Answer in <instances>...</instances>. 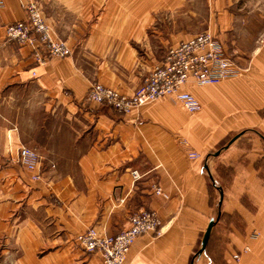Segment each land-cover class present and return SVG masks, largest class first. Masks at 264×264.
Segmentation results:
<instances>
[{
  "label": "crops",
  "instance_id": "crops-1",
  "mask_svg": "<svg viewBox=\"0 0 264 264\" xmlns=\"http://www.w3.org/2000/svg\"><path fill=\"white\" fill-rule=\"evenodd\" d=\"M0 1V264H102L78 234L117 235L139 209L161 236L137 238L126 264H264V15L250 0H35L71 52L44 64L5 39L27 0ZM202 32L243 72L187 88L198 113L163 99L128 116L87 102L93 83L131 95ZM19 147L38 154L40 180L15 163Z\"/></svg>",
  "mask_w": 264,
  "mask_h": 264
},
{
  "label": "built area",
  "instance_id": "built-area-1",
  "mask_svg": "<svg viewBox=\"0 0 264 264\" xmlns=\"http://www.w3.org/2000/svg\"><path fill=\"white\" fill-rule=\"evenodd\" d=\"M25 5V21L5 26V39L32 48L38 64H44L46 59L69 57V48L52 37L39 4L35 0H27ZM2 6L0 1V8ZM163 58L160 65L149 72L131 95L93 83L88 89L87 102L107 106L117 115L128 116L133 111L163 99L171 105H181L188 114H194L201 110V106L187 88L216 86L243 72L209 32H202L169 48ZM17 150L15 163L29 173L32 181L40 180L39 156L36 151L26 147ZM197 157L195 153L188 155L189 159ZM131 175L138 178L135 172ZM154 193L159 195L161 190L154 187ZM128 219V227L117 235L99 234L94 228L78 234L77 246L87 254H98L102 264H126L127 255L137 238L161 236V222L153 211L139 209Z\"/></svg>",
  "mask_w": 264,
  "mask_h": 264
},
{
  "label": "rangeland",
  "instance_id": "rangeland-1",
  "mask_svg": "<svg viewBox=\"0 0 264 264\" xmlns=\"http://www.w3.org/2000/svg\"><path fill=\"white\" fill-rule=\"evenodd\" d=\"M247 8H249L250 10H252V11H257L258 13H261L262 14V16L264 15V0H250V2H247V6H246ZM180 14H182V13H176V12H172V13H158V14H156L155 16H156V20H157V25H161V26H163V25H166L167 24V21H169V22H173L175 19H174V17L175 16H178V15H180ZM184 14V13H183ZM43 16V15H42ZM44 20H45V18H44ZM188 22H190V21H188ZM45 23L47 24V22H46V20H45ZM48 25V24H47ZM48 27H49V25H48ZM177 28H179V27H177V25H175L174 27H173V29H170V30H178ZM49 29H50V33L52 34V37L57 41V40H59V41H61V42H63L65 45H66V43L64 42V41H62L61 39H59L58 37L56 38L55 36H54V34L52 33V30H51V28L49 27ZM184 29V28H183ZM192 29H195V28H193V27H191V26H188V29L187 30H192ZM160 31H164L163 29H159ZM158 30V31H159ZM71 53V52H70ZM69 57H71V54H70V56ZM69 57H66V58H69ZM62 59H65V58H62ZM57 60V59H56ZM20 148V147H19ZM18 151V150H17ZM16 155V154H15Z\"/></svg>",
  "mask_w": 264,
  "mask_h": 264
},
{
  "label": "water",
  "instance_id": "water-1",
  "mask_svg": "<svg viewBox=\"0 0 264 264\" xmlns=\"http://www.w3.org/2000/svg\"><path fill=\"white\" fill-rule=\"evenodd\" d=\"M213 224H214V221L210 220L209 223H208V226H207V228L205 230V233L202 236V239H201V242H200L201 248L199 250V253L204 252L205 249H206V244H207V242L209 240V237H210V234H211V228H212Z\"/></svg>",
  "mask_w": 264,
  "mask_h": 264
},
{
  "label": "trees",
  "instance_id": "trees-1",
  "mask_svg": "<svg viewBox=\"0 0 264 264\" xmlns=\"http://www.w3.org/2000/svg\"><path fill=\"white\" fill-rule=\"evenodd\" d=\"M208 243V242H207Z\"/></svg>",
  "mask_w": 264,
  "mask_h": 264
}]
</instances>
